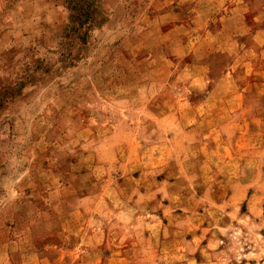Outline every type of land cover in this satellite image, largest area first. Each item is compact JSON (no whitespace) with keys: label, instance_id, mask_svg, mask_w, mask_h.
<instances>
[{"label":"rangeland","instance_id":"obj_1","mask_svg":"<svg viewBox=\"0 0 264 264\" xmlns=\"http://www.w3.org/2000/svg\"><path fill=\"white\" fill-rule=\"evenodd\" d=\"M0 264H264V0H0Z\"/></svg>","mask_w":264,"mask_h":264}]
</instances>
